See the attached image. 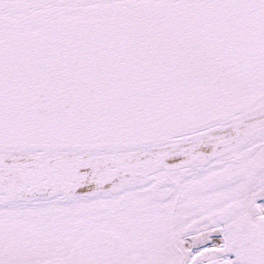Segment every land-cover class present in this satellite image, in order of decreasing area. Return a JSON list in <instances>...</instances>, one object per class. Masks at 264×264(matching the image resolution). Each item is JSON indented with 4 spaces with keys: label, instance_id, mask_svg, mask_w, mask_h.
I'll return each instance as SVG.
<instances>
[{
    "label": "snow or ice",
    "instance_id": "6c2138e0",
    "mask_svg": "<svg viewBox=\"0 0 264 264\" xmlns=\"http://www.w3.org/2000/svg\"><path fill=\"white\" fill-rule=\"evenodd\" d=\"M0 264H264V0H0Z\"/></svg>",
    "mask_w": 264,
    "mask_h": 264
}]
</instances>
